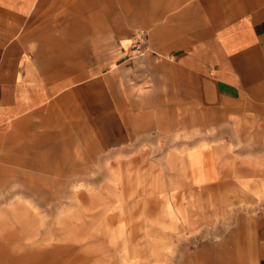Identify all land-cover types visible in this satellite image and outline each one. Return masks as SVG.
<instances>
[{
  "label": "rangeland",
  "instance_id": "374dc122",
  "mask_svg": "<svg viewBox=\"0 0 264 264\" xmlns=\"http://www.w3.org/2000/svg\"><path fill=\"white\" fill-rule=\"evenodd\" d=\"M39 17L19 38L24 74L46 100L0 136V264H205L236 252L218 246L237 241L235 231L253 264L252 231L264 218L263 123L250 111L226 121L219 105L191 104V122L187 109L140 116L132 152L99 150L73 85L97 74L106 81L125 58L127 99L146 107L155 53L140 27L114 25L106 10L93 25L69 24L74 10ZM28 144L34 166L6 158Z\"/></svg>",
  "mask_w": 264,
  "mask_h": 264
},
{
  "label": "crops",
  "instance_id": "0c3cea01",
  "mask_svg": "<svg viewBox=\"0 0 264 264\" xmlns=\"http://www.w3.org/2000/svg\"><path fill=\"white\" fill-rule=\"evenodd\" d=\"M55 10H74L71 25H93L99 12L106 10L112 24L140 27L155 53L153 65L146 68L155 78L154 101L146 107L127 99L129 87L119 77L127 70L120 66L125 58L114 63L118 71L106 81L97 74L73 85L85 118L82 128L99 150L130 153L140 116L187 109L191 122V104L219 105L226 121L230 116L243 121L245 111H250L251 121L263 123L264 136V0H0V136L5 129L19 128L21 114L46 100L44 86L24 74L27 55L19 29ZM29 147L24 145L6 158L34 166V159L26 156ZM252 232L253 264H264V218ZM238 239L218 244L235 253L202 260L245 264Z\"/></svg>",
  "mask_w": 264,
  "mask_h": 264
},
{
  "label": "built area",
  "instance_id": "2783aa9c",
  "mask_svg": "<svg viewBox=\"0 0 264 264\" xmlns=\"http://www.w3.org/2000/svg\"><path fill=\"white\" fill-rule=\"evenodd\" d=\"M138 36H139V38L141 39V38H144V36L140 33V34H138ZM140 43V42H139ZM131 47H133V45L131 46Z\"/></svg>",
  "mask_w": 264,
  "mask_h": 264
}]
</instances>
